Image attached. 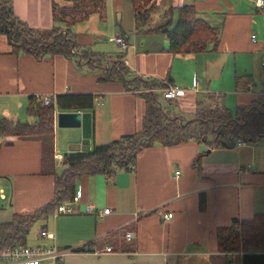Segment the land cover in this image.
<instances>
[{"label": "crops", "instance_id": "obj_1", "mask_svg": "<svg viewBox=\"0 0 264 264\" xmlns=\"http://www.w3.org/2000/svg\"><path fill=\"white\" fill-rule=\"evenodd\" d=\"M52 1L12 0V8L29 26L50 29ZM152 1L158 6L152 25L163 21L166 9L192 2L198 17L219 31L218 47L197 54L169 52L165 34L135 33L131 0H107L105 21L91 13L77 22L73 27L76 41L98 52H124L128 58L123 59L135 75L181 86L183 94L174 99L177 109L172 112L193 110L199 96L206 93L220 96L228 107H246L264 99V9L256 8L253 0ZM175 15L174 11L172 22ZM120 30L123 34L130 31L131 39L126 36L128 46L122 51H111L107 41L122 37ZM75 63L61 55L14 54L0 34V119L32 121L27 110L31 96L93 93L97 96L92 112L93 142L106 143L137 130L143 99L126 91L120 82L98 81L101 74L83 69L87 66L84 62L80 68ZM218 66L216 78L211 74ZM200 72L203 74L197 75ZM215 79L219 83L213 87ZM57 129L54 122V150L61 154L69 151L71 142H80L79 129L72 139L64 133L63 144L55 135ZM0 141L4 195L0 199L12 208V214L44 205L52 197L53 178L41 173V140L6 136ZM62 169L55 160V170ZM76 194L78 213L52 214L40 229L52 233L53 238L45 237L50 243L37 245H55L67 251L55 264L77 257L93 261L91 264H241L244 252L218 251L215 232L235 219L264 214V140L211 149L197 141L155 144L138 154L132 171L118 170L110 180L102 174L80 177ZM86 204L110 211L100 216L87 214ZM167 213L172 217L164 219ZM126 232H134L135 238L127 240ZM105 246H112L113 251L96 253ZM255 251L264 252V248ZM233 257L238 258L237 263Z\"/></svg>", "mask_w": 264, "mask_h": 264}, {"label": "trees", "instance_id": "obj_2", "mask_svg": "<svg viewBox=\"0 0 264 264\" xmlns=\"http://www.w3.org/2000/svg\"><path fill=\"white\" fill-rule=\"evenodd\" d=\"M64 1L68 4L52 1L53 26L37 29L16 16L12 0H0V34L6 37L12 53H28L36 57L61 55L73 58L78 64L84 62L89 68L101 69L98 81H121L126 91L143 99V115L133 133L106 143H95L90 138L89 149L64 152L61 160L63 169L59 172L55 170L54 159L55 109L93 112L96 94H58L48 105H42L31 96L27 110L33 116L32 121L0 119V140L6 136L37 137L41 140V173L53 178V194L44 205L25 213L15 212L9 220L0 222V247L27 244L26 234L31 225L52 215L59 203L71 200L80 177L102 174L110 180L118 170L132 171L131 165L135 166L138 154L155 144L172 146L197 141L211 149L234 147L238 140L246 143L264 140V99L253 101L246 107H237L235 117L231 108L214 93L199 96L191 111L165 109L158 99L159 94L163 97L162 89L169 82L134 74L128 77L130 70L121 52H98L76 41L73 27L77 22L86 20L91 13H98L102 21L106 20L107 0ZM131 3L135 33L154 31L165 34L169 52L197 54L218 47L219 31L198 17L192 2L166 9L162 14L163 21L157 25L150 22L158 9L154 1L131 0ZM174 11L176 15L172 22ZM203 203V198H200V206ZM215 239L220 252L242 250L241 264H264V252L255 251L264 248V214L257 213L243 221L235 219L230 226L218 227ZM75 251L81 249L76 248ZM226 263L229 264L228 261Z\"/></svg>", "mask_w": 264, "mask_h": 264}, {"label": "built area", "instance_id": "obj_3", "mask_svg": "<svg viewBox=\"0 0 264 264\" xmlns=\"http://www.w3.org/2000/svg\"><path fill=\"white\" fill-rule=\"evenodd\" d=\"M254 5L258 9L264 8V0H253ZM254 40V37H252ZM115 42L125 49L128 44L123 37H116ZM127 63L126 61H124ZM163 97L166 99H176L183 94V89L176 84L169 83L165 88L162 89ZM36 100L42 105H48L55 101V96L50 94H45L37 96ZM57 109V108H56ZM55 109V110H56ZM242 140H238L237 144H244ZM55 160L61 162L63 155L54 150ZM134 165L131 168L134 169ZM176 175L179 171L175 172ZM0 196L4 197L3 191L0 188ZM80 207L79 195L75 194L71 200L61 202L57 205L53 214L56 215H71L78 213ZM110 208L99 209L93 204H86L84 206V212L87 214L102 215L109 213ZM164 219L172 217L171 213L163 215ZM39 236L41 238H53V234L48 232L46 229L39 231ZM127 240L134 239V234L132 232H127L125 234ZM113 251L112 246H105L103 250H98L96 253H109ZM66 250L59 249L57 246H31L27 244H19L9 247H0V264H55L57 263L65 254Z\"/></svg>", "mask_w": 264, "mask_h": 264}, {"label": "rangeland", "instance_id": "obj_4", "mask_svg": "<svg viewBox=\"0 0 264 264\" xmlns=\"http://www.w3.org/2000/svg\"><path fill=\"white\" fill-rule=\"evenodd\" d=\"M66 3V2H65ZM67 4V3H66ZM264 9V8H263ZM159 21V20H157ZM119 34H122L123 38L125 39L126 36L128 35L131 39V36H132V33L130 31H127L126 34H123L120 30ZM115 35V34H114ZM113 35V36H114ZM106 39H108V36H106ZM113 42H110V41H107V44H106V47L108 49H111V51H116V50H121L122 49V46H120L119 44H117L114 40H112ZM122 51V50H121ZM120 52V51H119ZM109 53H112V52H109ZM124 53V52H122ZM113 54V53H112ZM116 54V53H115ZM123 57H127V55H122ZM124 60V59H123ZM125 61V60H124ZM125 63V62H124ZM75 65L80 68V65L78 63H75ZM227 69L230 68V64H227L226 66ZM83 69H89L92 74H96V75H99L102 73L101 69H98V68H89L88 66L86 67H83ZM220 69H221V66H218V69L215 70L211 75L215 76L217 78L219 72H220ZM224 71H226L224 69ZM231 73H233V67H232V70H231ZM134 73L130 70V74L128 77H130L131 75H133ZM199 74H203L202 72L200 73H197V75ZM135 75V74H134ZM227 76V73L225 72V74L223 75L224 78H226ZM201 78V77H200ZM199 78V79H200ZM115 82V81H114ZM117 82H120L121 81H117ZM113 83V82H112ZM218 80L216 81V79L213 81V84L212 86L215 87V85H217ZM122 84V83H121ZM123 86V84H122ZM181 87V86H180ZM124 88V87H123ZM136 95V94H135ZM110 95H105V97H109ZM138 96V95H136ZM159 102L162 104V106L165 108V109H169L171 111H173L174 109H177V106L175 104V100L174 99H170V100H167V99H164L160 94H159ZM97 105V104H95ZM232 110V113L234 115V117L236 116V110H237V107L234 105V106H229ZM59 110V109H56L55 112H54V115H55V118H54V122L56 123V111ZM58 132L55 133L56 137L57 138H60L62 144H63V140H62V136L64 135V133H66V136L69 138V139H72L74 137V134H75V131L76 129H73V128H61V127H58ZM63 155V154H62ZM61 163V162H59ZM12 208L10 209L9 205L6 203V201H3L0 199V222H4V221H7L11 218V215H12V212H11ZM52 215H49L46 219H38L36 220L32 225L31 227L29 228V232L26 234V243L27 245H31V246H35L37 244H49V239H46V238H41L39 237V230L41 228H43L44 226L47 225V222L52 219L51 217ZM47 229L49 230L50 229V226H47ZM127 233V232H126ZM125 233V234H126ZM134 234V238H135V233L132 232ZM233 252H243L242 250H239V251H233ZM234 258V262L237 263L238 262V258L236 257H233ZM93 261L89 260V259H86L85 257H77V258H74L72 260H65L63 262H60L58 264H91Z\"/></svg>", "mask_w": 264, "mask_h": 264}, {"label": "water", "instance_id": "obj_5", "mask_svg": "<svg viewBox=\"0 0 264 264\" xmlns=\"http://www.w3.org/2000/svg\"><path fill=\"white\" fill-rule=\"evenodd\" d=\"M56 125L61 128L80 130V142H71L69 151H82L90 148L89 141L92 136L91 111H59L56 114Z\"/></svg>", "mask_w": 264, "mask_h": 264}]
</instances>
